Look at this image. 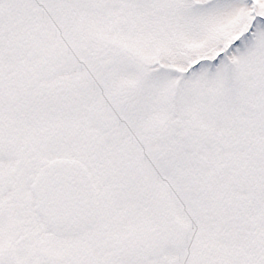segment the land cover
I'll list each match as a JSON object with an SVG mask.
<instances>
[{
  "label": "snow or ice",
  "instance_id": "obj_1",
  "mask_svg": "<svg viewBox=\"0 0 264 264\" xmlns=\"http://www.w3.org/2000/svg\"><path fill=\"white\" fill-rule=\"evenodd\" d=\"M0 264H264V0H0Z\"/></svg>",
  "mask_w": 264,
  "mask_h": 264
}]
</instances>
